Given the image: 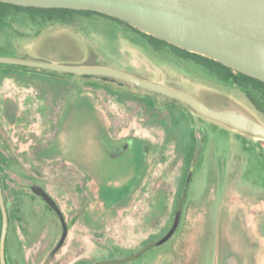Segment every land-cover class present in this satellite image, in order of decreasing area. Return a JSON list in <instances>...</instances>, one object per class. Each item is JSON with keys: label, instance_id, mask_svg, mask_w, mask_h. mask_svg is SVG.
Wrapping results in <instances>:
<instances>
[{"label": "rangeland", "instance_id": "374dc122", "mask_svg": "<svg viewBox=\"0 0 264 264\" xmlns=\"http://www.w3.org/2000/svg\"><path fill=\"white\" fill-rule=\"evenodd\" d=\"M159 44L94 12L54 21L13 9L0 16L2 57L71 55L264 122L236 85ZM0 170L7 255L21 264H264V140L177 99L117 79L0 62ZM2 222L0 210V235Z\"/></svg>", "mask_w": 264, "mask_h": 264}, {"label": "water", "instance_id": "95a60500", "mask_svg": "<svg viewBox=\"0 0 264 264\" xmlns=\"http://www.w3.org/2000/svg\"><path fill=\"white\" fill-rule=\"evenodd\" d=\"M24 6L94 10L122 19L141 31L186 50L215 59L264 81V0H0ZM0 62L82 75L113 77L153 93L177 99L199 115L264 140V122L234 108H216L165 82L139 77L101 64L2 57ZM35 190L63 219V213L39 185ZM2 230L0 261H6L9 213L0 174ZM64 236L57 249L62 245ZM224 264H234L226 258Z\"/></svg>", "mask_w": 264, "mask_h": 264}, {"label": "trees", "instance_id": "16d2710c", "mask_svg": "<svg viewBox=\"0 0 264 264\" xmlns=\"http://www.w3.org/2000/svg\"><path fill=\"white\" fill-rule=\"evenodd\" d=\"M10 9H13L17 12L27 11L32 16L42 15L50 21H54L57 19L63 20V18H66L67 14L72 13V12H81V13H86V14L94 12V13H99L102 15L111 16V15L101 13L98 11H94V10H84V9L78 10V9H71V8H64V7L48 8V7H38V6H24V5H18V4H14V3H10V2L0 1V16L5 15L7 13V10H10ZM111 17L119 19V18L114 17V16H111ZM119 20L124 21L122 19H119ZM130 26L132 28L136 29L137 31L143 33L144 35H146L149 39V42L154 47L159 48L160 47L159 43L169 44V45H171L172 48H174V50L177 52L178 55L185 57V58H189V59L203 65L208 70L216 73L224 81H227V82H230V83L236 85L238 88H240L246 94V96L248 97L250 102L254 105V107L261 114L264 115V81L263 80L256 78V77H253V76H250V75L245 74L243 72H240L238 70H235L232 67L226 66L223 63H221L215 59H212L210 57H207L205 55L195 53V52L186 50L184 48H181L179 46H176L174 44H171L166 40H163V39L155 37L151 34L145 33V32L141 31L140 29H138L132 25H130ZM85 76L93 77V76H97V75H85ZM100 77L105 79V80H110V79L116 80V78H113V77H106V76H100ZM0 174H1V170H0ZM1 178H2L3 189H4V180H3L2 174H1ZM5 201H6V198H5ZM6 205H7V202H6ZM7 209H8V213H9V224H10L11 215L9 212L8 205H7ZM8 230H9V228H8ZM7 241H8V235H7L6 244H7ZM141 252H143V251H141Z\"/></svg>", "mask_w": 264, "mask_h": 264}, {"label": "flooded vegetation", "instance_id": "af4514ba", "mask_svg": "<svg viewBox=\"0 0 264 264\" xmlns=\"http://www.w3.org/2000/svg\"><path fill=\"white\" fill-rule=\"evenodd\" d=\"M38 43H75V42H70V41H38ZM53 58V57H52ZM60 61L62 62H68V63H82V61L80 60H76L74 57H72L71 55L69 56H64L63 58H58ZM3 183V182H2ZM48 203V202H47ZM50 205V204H49ZM51 206V205H50ZM52 207V206H51ZM63 232H64V228H63ZM6 261L7 264H21L20 260L15 257L12 258L10 255H7V244H6ZM1 264V261H0Z\"/></svg>", "mask_w": 264, "mask_h": 264}, {"label": "crops", "instance_id": "0c3cea01", "mask_svg": "<svg viewBox=\"0 0 264 264\" xmlns=\"http://www.w3.org/2000/svg\"><path fill=\"white\" fill-rule=\"evenodd\" d=\"M53 61H60L58 58H53ZM81 61V60H80Z\"/></svg>", "mask_w": 264, "mask_h": 264}]
</instances>
